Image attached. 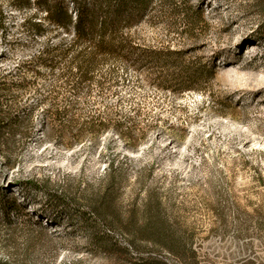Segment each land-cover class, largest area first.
<instances>
[{"label":"rangeland","instance_id":"obj_1","mask_svg":"<svg viewBox=\"0 0 264 264\" xmlns=\"http://www.w3.org/2000/svg\"><path fill=\"white\" fill-rule=\"evenodd\" d=\"M23 1L0 0V77L30 82L1 92L0 101L34 110L27 134L0 144V260L181 264L165 251L106 252L90 242L81 222L110 182L112 164L117 205L142 209L150 192L158 194L193 240L197 256L189 264H264V39L254 36L262 22L254 2L152 0L133 33L167 59L118 64L116 80L104 90L93 83L81 105L86 116L111 111L125 131L135 122L136 141L115 127L64 141L47 125L42 103L58 71L25 70L44 36L26 26L41 8ZM187 7L203 10V29L187 30ZM189 76L199 82L184 84ZM76 92L61 94L74 102L84 95Z\"/></svg>","mask_w":264,"mask_h":264},{"label":"trees","instance_id":"obj_2","mask_svg":"<svg viewBox=\"0 0 264 264\" xmlns=\"http://www.w3.org/2000/svg\"><path fill=\"white\" fill-rule=\"evenodd\" d=\"M35 0L41 10L26 20L27 28L38 36H44L42 52L27 62L26 73L40 74L38 66L57 70L52 95L42 103L48 104L47 125L56 129L58 137L67 141L70 134L79 141L91 133H102L112 127L122 131L125 137L136 141L137 124L122 130L123 124L111 111L86 116L82 104L87 102V93L96 83L106 89L108 82L116 80V66H139L138 62L155 60L164 62L168 53L143 46L137 41L133 28L143 18L152 0ZM262 18L256 33L257 39H264V0H252ZM31 0L22 5L31 6ZM175 13L180 12L174 7ZM183 22L188 31L205 27L202 9L185 8ZM3 18V14L0 12ZM171 53V52H170ZM23 77L20 82H11L0 77V93L26 90L30 82ZM184 84L197 83L199 77L187 78ZM188 86V85H187ZM192 88V87H183ZM75 90L84 94L78 101H69L61 93ZM69 101V102H68ZM69 104H68V103ZM27 110V109H26ZM25 110V111H26ZM34 124V110L26 113L17 111L16 103L0 101V144L5 137L18 133L27 134ZM69 135V136H70ZM69 138V137H68ZM69 145H73L69 143ZM114 166L108 168L111 180L99 197L91 201L82 219L88 239L97 250L106 252L136 250L138 252H167L181 264H189L190 257L196 259L193 240L182 230L179 222L171 219L158 194L150 192L142 209L131 207L123 211L116 203V182ZM10 205L14 207L17 203ZM125 241L120 246L115 237ZM155 263L160 262L154 258ZM0 264H13L0 260Z\"/></svg>","mask_w":264,"mask_h":264}]
</instances>
